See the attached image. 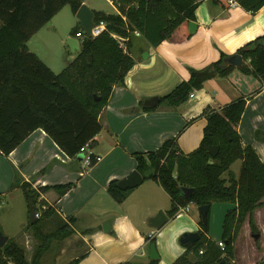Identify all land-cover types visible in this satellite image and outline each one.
Returning <instances> with one entry per match:
<instances>
[{
    "label": "trees",
    "instance_id": "obj_1",
    "mask_svg": "<svg viewBox=\"0 0 264 264\" xmlns=\"http://www.w3.org/2000/svg\"><path fill=\"white\" fill-rule=\"evenodd\" d=\"M85 1L0 0V155L3 157H7L36 130H42L68 158H77L86 144L91 149L93 139L101 129L98 123L100 112L107 105L113 87L123 85L124 77L134 65L129 55V40L133 33L141 35L153 47L163 41H187L190 37L186 33L187 25L195 21L194 12L202 0H119L116 5L119 15L93 12V23L104 22L106 32L95 39L80 41L77 57L59 74H54L28 51L26 44L62 8L68 6L75 15ZM228 1L210 0L223 10L228 8ZM231 1L250 14L264 6V0ZM177 30L185 33L184 36L180 37ZM79 32H82L80 28L73 29L71 37L74 38ZM110 35L128 39L125 52ZM236 55L242 59L237 70L264 83V36L240 48ZM226 57L221 54L216 63L202 70L188 69V81L160 98L159 103L170 108L179 107L193 91L201 90L206 81L214 77H227L235 68L223 63ZM244 107L245 101L238 100L219 112L204 110L202 114L206 126L202 139L189 154L180 151L174 138L166 140L155 152L133 156L135 171L143 181L156 182L168 196V219H173L179 208L188 205L209 208L206 224L198 215V241L182 246L184 253L173 264H228L234 259L232 244L246 219L251 234H258L252 223V215L264 206V164L260 163L249 146L241 145L234 130ZM210 147L219 149L214 158L208 152ZM236 161L241 162L238 178L230 172V167ZM94 163L91 159L90 166ZM148 170H152V173L145 176ZM116 184L117 181L110 182L106 193L121 204L132 190H119ZM14 188L22 192L28 211L32 203L38 215L34 223L27 224L36 245L27 262L24 251L15 242L7 241L0 249V264H41V259L53 243L58 247L75 233V220H60L52 232L44 233L41 223L53 218L55 212L44 202L38 203V198L49 190L62 196L72 185L34 191L16 174L10 189ZM183 188L193 189L189 199H184ZM2 199L0 194V205ZM213 203L233 206L222 221L220 241L223 249L207 237ZM86 233L89 232H82ZM145 241L147 244L155 243L153 238H145ZM79 260L70 264H78ZM148 264H158V261H149ZM256 264H264V261Z\"/></svg>",
    "mask_w": 264,
    "mask_h": 264
},
{
    "label": "crops",
    "instance_id": "obj_2",
    "mask_svg": "<svg viewBox=\"0 0 264 264\" xmlns=\"http://www.w3.org/2000/svg\"><path fill=\"white\" fill-rule=\"evenodd\" d=\"M117 12L115 8L113 15H119ZM194 18L196 33L190 36L186 28L190 37L182 43L163 41L153 47L144 38L139 40L141 35L133 33L129 55L134 65L124 77L123 85L113 87L107 105L98 116L100 132L89 148L100 161L86 167L78 157L68 158L42 130L30 134L7 157L0 155V194L4 199L18 191L24 199L20 189H10L16 174L34 191L72 185L62 196L49 190L38 198V203L44 202L54 210L56 224L60 220H75V233L58 245L53 264H70L79 258L78 264H148L149 244L145 238L155 240L158 264H173L184 253L179 237L198 231V216L192 219L188 215L193 205L187 206V213L169 219L156 231L149 228V221L158 211L166 215L169 211L161 207L159 200L169 198L156 182L142 181L121 204L113 201L106 189L110 182H119L136 170L135 154L155 152L166 140L176 138L184 154L194 151L206 126L202 114L206 109L219 112L244 100V111L234 130L241 145L249 146L264 164V83L258 79L234 67L227 77L206 81L201 90L191 93L193 98L188 97L179 107L159 103L160 98L188 81V69L207 68L221 54L236 55L240 48L263 37L264 6L250 14L234 2L223 10L210 0H202ZM154 97L158 98V105L145 107V101ZM151 173L148 170L145 176ZM25 208L28 210L27 204ZM86 231L89 233L82 234ZM165 237L170 242L164 249Z\"/></svg>",
    "mask_w": 264,
    "mask_h": 264
},
{
    "label": "rangeland",
    "instance_id": "obj_3",
    "mask_svg": "<svg viewBox=\"0 0 264 264\" xmlns=\"http://www.w3.org/2000/svg\"><path fill=\"white\" fill-rule=\"evenodd\" d=\"M84 4L96 13L115 14L114 6L107 0H86ZM75 28H80L79 21L70 8L66 6L52 18L50 23L42 27L27 42L26 46L30 50L29 52L36 55L48 68H51L52 73L59 74L80 52V47L72 52L66 44L67 39L71 38V31ZM142 38L139 36V40H142ZM240 168L241 162L237 161L231 166L230 171L238 176ZM24 200L19 191L2 199L0 206V232L8 238V242H15L24 251L25 259L29 262L36 241L33 238L32 231L27 229L29 211L25 208L27 203ZM159 201L164 210L168 211L170 209V202L167 198ZM228 210H231V205L229 204H212L207 237L216 245L221 242L222 221ZM188 215L192 219H196L198 216L197 208L192 206ZM252 223L258 230V239L255 240L253 238L247 219L232 244L234 259L228 264H256L264 261V207L258 213L252 215ZM23 225L24 227L22 228ZM41 227L44 233L52 232L56 228V219L44 220L41 223ZM78 227L82 228L83 226ZM169 242L170 240L165 237L162 241V247L165 249ZM56 250L57 247L53 243L50 246V250L41 259V264H53L57 254Z\"/></svg>",
    "mask_w": 264,
    "mask_h": 264
},
{
    "label": "water",
    "instance_id": "obj_4",
    "mask_svg": "<svg viewBox=\"0 0 264 264\" xmlns=\"http://www.w3.org/2000/svg\"><path fill=\"white\" fill-rule=\"evenodd\" d=\"M75 16L77 17V19L79 21V26H80L81 30L85 34H89L90 29L93 26L94 13L83 3L80 6V8L77 10ZM187 29H188V34L190 36H192L196 33L197 26L193 22H189L187 25ZM66 44L68 45L69 49L72 52H74L75 50L78 49V42L74 38H68L66 41ZM144 57H145V55H144ZM88 59L90 60V56H88ZM223 63L238 68L241 66L242 59L238 55H233V56L226 57L223 60ZM211 71H214V69L211 68ZM157 105H158V98H156V97L150 98V99L146 100L144 103V106L147 108H154ZM218 151H219L218 147H210L208 149V152L212 158H214L217 155ZM78 159L80 161H82L83 156L79 155ZM142 181H143V179H142L141 175L139 173H137L136 171H134V172L130 173L128 176H126L125 178H123L122 180H120L119 182H117L116 186L119 190H123V191L124 190H132V189L137 188L142 183ZM192 193H193V189H187V188L182 189V194H183L184 199H189ZM29 205H30L29 223L32 224L36 221L37 216H36L35 208L32 205V203H30ZM197 211H198V214L200 215V217L202 219V223L206 224L209 208L207 206H202V207H198ZM168 221H169V219H168L167 215L162 211H158L156 216L153 217L149 221L148 226H149V228L157 231V230H160L162 227H164L168 223ZM258 237H259L258 235L253 236V238L255 240L258 239ZM198 239H199V236H198L197 232L184 233L179 237L178 242L181 246H185L187 244H192V243L197 242ZM7 241H8V238L5 237L0 232V249L3 248V246L6 244ZM158 258L159 257H158V254L156 252L155 244H149L148 259L150 261H153V260H158Z\"/></svg>",
    "mask_w": 264,
    "mask_h": 264
},
{
    "label": "built area",
    "instance_id": "obj_5",
    "mask_svg": "<svg viewBox=\"0 0 264 264\" xmlns=\"http://www.w3.org/2000/svg\"><path fill=\"white\" fill-rule=\"evenodd\" d=\"M111 5H113L116 8V5L119 3V0H107ZM229 4L232 5L233 2L230 0ZM118 13V12H117ZM119 14V13H118ZM124 20V18H122ZM106 32V24L104 22H99L97 24L93 23L92 28L90 29L89 34H85L83 31L79 32L75 35L74 39L77 40V42L79 43L80 41H82L83 39H95L97 37H99L100 35H102L103 33ZM110 37L112 39H114L117 43L119 48H121L123 50V52H125V43L128 42V39H123L120 38L116 35H110ZM189 98H193V95L190 94ZM79 155L83 156L82 162L84 163V165L86 167H89L91 164V159L94 160V162H98L100 161L99 158L94 157L91 152L90 149L88 147V145L86 144L84 147H82L79 151ZM78 155V156H79ZM42 209H45L44 207H42ZM188 212V207H182L178 209V214H185ZM38 217V215H36ZM218 248L223 249V244L221 242H219L217 244ZM201 255V252L199 253Z\"/></svg>",
    "mask_w": 264,
    "mask_h": 264
}]
</instances>
